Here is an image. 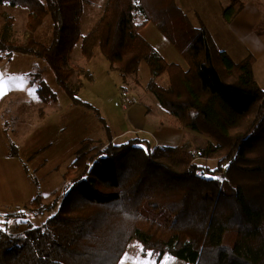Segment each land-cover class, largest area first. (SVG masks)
<instances>
[{
  "label": "trees",
  "instance_id": "trees-1",
  "mask_svg": "<svg viewBox=\"0 0 264 264\" xmlns=\"http://www.w3.org/2000/svg\"><path fill=\"white\" fill-rule=\"evenodd\" d=\"M168 2L150 12L144 0H107L82 36L84 0H0L28 11L26 41L1 37L0 59L41 58L75 103L69 85L74 70L64 69V62L79 42L87 62L100 49L124 80L145 61L153 77L150 93L181 128L211 139L198 149L200 157L218 159L213 171L196 163L185 145L153 146L138 135L121 144L113 136L106 145L84 140L59 210L22 235L0 226V264H118L133 241L156 262L169 256L188 264H264V90L253 57L235 62L204 24L192 27L187 16L176 17V0ZM243 6L230 0L223 19L231 22ZM47 17L52 36L44 43L36 34ZM149 23L184 65L168 62L143 36ZM164 74L167 87L155 81ZM38 93L56 101L44 82ZM55 207L30 213L38 217Z\"/></svg>",
  "mask_w": 264,
  "mask_h": 264
},
{
  "label": "rangeland",
  "instance_id": "rangeland-1",
  "mask_svg": "<svg viewBox=\"0 0 264 264\" xmlns=\"http://www.w3.org/2000/svg\"><path fill=\"white\" fill-rule=\"evenodd\" d=\"M106 1L84 0V13L80 22L82 36L88 34L95 26L103 13ZM191 1L197 4L199 0ZM219 1L230 4V0ZM168 6V0H144V7L150 12ZM176 7V17L183 14L190 20L192 27L200 26H194L196 21L193 19V13L188 10L184 0H176ZM22 9L25 8L0 3V38L8 37L15 43L26 41L28 13H25L27 9L17 12ZM138 18V22L144 20L141 14ZM8 25L11 28H7ZM51 32V19L47 17L36 37L44 43H49ZM142 34L168 62L184 65V60L175 47L156 26L147 24ZM1 66L2 73L6 76L2 86L11 94L0 111V129L4 132L8 155L15 169L11 174L14 179L10 174H7V177L12 191L16 194V201L23 204L0 206V226H4L13 235L24 234L30 229V225H44L49 217L59 210L62 193L68 181L72 179L71 164L84 140L90 139L95 144L106 145L109 136L123 133L122 138L116 140V144H121L138 134H143L142 131H134L132 127L128 111L133 104L147 108L150 117L163 118L165 114L167 117L164 118L168 120L164 121L177 124L176 119L159 105L148 90V84L153 77L145 61L141 62L136 75L124 80L119 72L111 69L110 62L100 49H97L94 58L87 62L81 53L79 42L66 57L64 69L74 70L69 78V85L76 91L75 96L80 103H75L58 85L53 72L41 58L15 54L11 61L3 62ZM86 74H90L92 80ZM155 81L161 86H168V77L165 74ZM41 82L56 96L55 102L43 101L39 96ZM32 90H35L34 95L29 94ZM124 94L128 96L129 102L123 97ZM128 130L130 131L127 132ZM198 135L196 143L189 150L195 156L196 163L213 170L218 166V159L208 160L198 154V149L211 139ZM226 166L227 163H224L223 167ZM222 175L221 172L218 177L222 178ZM37 195L39 201L33 203ZM31 196L32 199L27 202ZM53 204L56 207L44 215L34 217L30 213L38 208L48 210ZM142 257V247L137 241H133L123 258L135 264H142L145 260ZM147 259L155 261L153 257ZM162 264L171 263L164 261Z\"/></svg>",
  "mask_w": 264,
  "mask_h": 264
},
{
  "label": "crops",
  "instance_id": "crops-1",
  "mask_svg": "<svg viewBox=\"0 0 264 264\" xmlns=\"http://www.w3.org/2000/svg\"><path fill=\"white\" fill-rule=\"evenodd\" d=\"M241 1L244 3V6L231 22H226L223 19L222 11L228 5L223 4L222 1L199 0L197 4H194L191 0H184V3L187 5L188 10L193 13V19L196 21L194 26L204 24L210 31L217 47L227 52L235 62H240L249 55L253 57L254 76L260 87L264 90V0ZM23 10L25 9L18 10L17 12L20 13ZM25 13H28V11ZM12 58L0 59V66L3 62L11 61ZM5 80L6 76L2 73L0 68V86H2ZM127 92L129 93V90H127ZM10 96L11 94L8 89L3 88V95L0 96V111L6 104L7 98ZM128 112L134 131H142L143 136L139 134L138 136H140L141 139L147 140L153 146L179 147L187 145L188 148H193L199 136L195 132L177 126V124L164 121V117H167L164 113L163 118L150 117V111L144 106L133 104V106L129 107ZM165 120L168 119L166 118ZM129 131L130 130L127 132ZM122 134L113 136V142L116 143V140H118ZM8 154L4 132L0 129V206H16L23 204L16 201V194L9 185L10 182L7 174H13L15 169ZM12 178L14 179V176ZM18 189L20 190V188ZM32 197L33 196L27 199V202L32 199ZM142 258L146 259L144 256ZM164 261L171 264H183L179 262L180 260L178 261V259L169 256L164 257L161 262L150 260L152 264H162ZM119 264L135 263L123 258Z\"/></svg>",
  "mask_w": 264,
  "mask_h": 264
},
{
  "label": "snow or ice",
  "instance_id": "snow-or-ice-1",
  "mask_svg": "<svg viewBox=\"0 0 264 264\" xmlns=\"http://www.w3.org/2000/svg\"><path fill=\"white\" fill-rule=\"evenodd\" d=\"M29 94L30 95H34L35 94V90L30 91ZM2 95H3V88H2V86H0V96H2ZM215 178L216 179H222V178H219V177H215ZM143 255L146 257V259L142 262V264H150V261L147 258L151 257L153 254L150 253V252H147V251H143Z\"/></svg>",
  "mask_w": 264,
  "mask_h": 264
},
{
  "label": "built area",
  "instance_id": "built-area-1",
  "mask_svg": "<svg viewBox=\"0 0 264 264\" xmlns=\"http://www.w3.org/2000/svg\"><path fill=\"white\" fill-rule=\"evenodd\" d=\"M123 97H126V98H127V101L129 102V100H128V96H127V95L125 96V94H124Z\"/></svg>",
  "mask_w": 264,
  "mask_h": 264
}]
</instances>
